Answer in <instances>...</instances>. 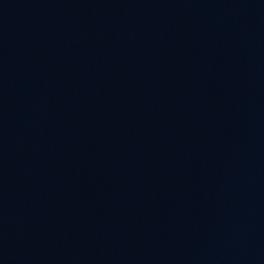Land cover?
Wrapping results in <instances>:
<instances>
[{
	"label": "water",
	"instance_id": "obj_1",
	"mask_svg": "<svg viewBox=\"0 0 264 264\" xmlns=\"http://www.w3.org/2000/svg\"><path fill=\"white\" fill-rule=\"evenodd\" d=\"M0 264H264V0H0Z\"/></svg>",
	"mask_w": 264,
	"mask_h": 264
}]
</instances>
